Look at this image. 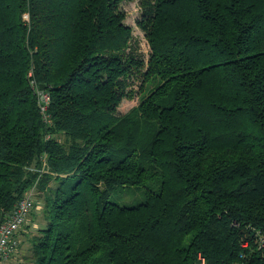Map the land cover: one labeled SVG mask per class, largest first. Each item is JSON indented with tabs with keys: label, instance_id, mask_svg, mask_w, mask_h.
<instances>
[{
	"label": "trees",
	"instance_id": "1",
	"mask_svg": "<svg viewBox=\"0 0 264 264\" xmlns=\"http://www.w3.org/2000/svg\"><path fill=\"white\" fill-rule=\"evenodd\" d=\"M131 1L0 0V222L41 202L28 264H264V0H138L146 59Z\"/></svg>",
	"mask_w": 264,
	"mask_h": 264
},
{
	"label": "rangeland",
	"instance_id": "2",
	"mask_svg": "<svg viewBox=\"0 0 264 264\" xmlns=\"http://www.w3.org/2000/svg\"><path fill=\"white\" fill-rule=\"evenodd\" d=\"M120 9L125 14L124 24L131 28L133 42L138 44L139 52L146 59L148 48L144 40L143 33L137 28L136 22L140 17V10L138 0L131 2H124L120 5ZM137 105V99L122 100L117 108L118 115H124ZM145 188H116L109 195V202L121 207H135L144 201ZM37 206L28 217L27 227H25L24 234L20 237L21 246L19 253L10 264H28V256L30 255L29 239L36 234V231L43 227V219L40 214L41 202L35 200Z\"/></svg>",
	"mask_w": 264,
	"mask_h": 264
},
{
	"label": "built area",
	"instance_id": "3",
	"mask_svg": "<svg viewBox=\"0 0 264 264\" xmlns=\"http://www.w3.org/2000/svg\"><path fill=\"white\" fill-rule=\"evenodd\" d=\"M36 93L38 94L39 111L43 121L49 123V118L46 115L49 97L40 91L39 88ZM32 209L33 201L28 195L22 198L8 216L0 222V264L8 263L16 253L19 246L18 232L27 222ZM259 245L264 248V236L259 239ZM198 262L199 264H205L200 256L198 257Z\"/></svg>",
	"mask_w": 264,
	"mask_h": 264
},
{
	"label": "crops",
	"instance_id": "4",
	"mask_svg": "<svg viewBox=\"0 0 264 264\" xmlns=\"http://www.w3.org/2000/svg\"><path fill=\"white\" fill-rule=\"evenodd\" d=\"M21 246V245H20ZM19 250H20V247H19V249H18V252L15 254V256L14 257H16L17 255H18V253H19ZM12 260H14V258L12 259ZM12 260H10L8 263H6V264H10L11 262H12Z\"/></svg>",
	"mask_w": 264,
	"mask_h": 264
},
{
	"label": "water",
	"instance_id": "5",
	"mask_svg": "<svg viewBox=\"0 0 264 264\" xmlns=\"http://www.w3.org/2000/svg\"><path fill=\"white\" fill-rule=\"evenodd\" d=\"M39 90H40V91H43V90H44V87H43V86H40V87H39Z\"/></svg>",
	"mask_w": 264,
	"mask_h": 264
},
{
	"label": "bare ground",
	"instance_id": "6",
	"mask_svg": "<svg viewBox=\"0 0 264 264\" xmlns=\"http://www.w3.org/2000/svg\"><path fill=\"white\" fill-rule=\"evenodd\" d=\"M35 88V87H34ZM43 92V91H42Z\"/></svg>",
	"mask_w": 264,
	"mask_h": 264
}]
</instances>
